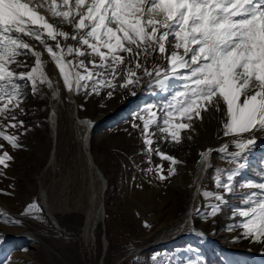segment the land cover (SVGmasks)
Listing matches in <instances>:
<instances>
[{"label":"snow or ice","instance_id":"1","mask_svg":"<svg viewBox=\"0 0 264 264\" xmlns=\"http://www.w3.org/2000/svg\"><path fill=\"white\" fill-rule=\"evenodd\" d=\"M33 42L43 46L69 93L112 99L149 90L155 99L134 113L131 127L143 136L149 165L153 155L170 165L142 169L151 179L166 182L182 164L158 140L184 144L198 126L217 120L221 139L232 140L200 152V163L213 167L215 151L234 167L214 169L217 191L202 193L214 202L195 212L215 218L239 200L230 219L242 220L228 231L242 229L237 242L264 246V160L256 179H237L251 170L252 148L264 137V0H0V177L15 160L7 148L23 149L21 138L31 131L21 119L29 114L28 97L47 98L41 86L56 94ZM26 211L43 209L33 203Z\"/></svg>","mask_w":264,"mask_h":264},{"label":"rangeland","instance_id":"2","mask_svg":"<svg viewBox=\"0 0 264 264\" xmlns=\"http://www.w3.org/2000/svg\"><path fill=\"white\" fill-rule=\"evenodd\" d=\"M65 30L68 29L65 27ZM43 51L51 75L59 77V70ZM60 79L61 85L56 86L61 90L56 138L52 136L50 125V102L37 96L31 106L26 105L29 114L21 117L31 129L21 138L24 148L19 151L7 148L15 160L5 170L6 177H0V232L34 235L55 248L59 256L33 239L20 241L4 237L0 240V264H188L197 258L202 264H264V246L247 239L237 242L236 236L242 229L228 231L235 221L242 220L240 217L230 219L231 207H239V200H231L215 218L205 219L203 214L195 212L189 227L183 229L184 234L179 237L181 222L194 204L196 194V207L214 202L202 195L204 191H217L214 169L234 167L221 160L214 151L213 167L208 168L203 180L200 179L203 164L199 153L208 148L218 149L232 140V137L221 139L217 120L198 126V135L184 144L157 141L162 151L182 161L177 166L178 175L160 182L151 179L152 174H145L142 169L160 164L167 169L169 162L153 155V164L149 165L144 155L143 136L131 127L134 113L147 101L155 99L149 90L141 87L136 89L135 96L118 94L112 99H105L103 94H74V102ZM102 104L106 106L102 107ZM109 116L113 118L109 124L92 134L88 151L108 182L102 200L91 206L93 191L100 192V178L95 168L92 174L89 172L84 146L86 130L78 124V119L94 126L98 119L100 123ZM120 119L123 122L120 123ZM229 150H233L231 143ZM52 153L56 159L50 167L47 162ZM249 159L251 170L238 180L256 179L255 171L261 168L264 160V137L258 135ZM41 189L46 193L48 212L58 220L62 230L75 237L56 230L44 215ZM33 203L39 204L43 211L28 214L27 206ZM101 206L105 208L103 223L99 222ZM91 208L95 225L93 235L85 242L80 232ZM37 216L41 218L37 219ZM9 217L20 220L21 224L4 223ZM201 233L205 234L203 238ZM103 236L108 243L106 251ZM173 238L175 240L171 241ZM166 243L170 244L163 246ZM145 249L148 250L143 251Z\"/></svg>","mask_w":264,"mask_h":264},{"label":"bare ground","instance_id":"3","mask_svg":"<svg viewBox=\"0 0 264 264\" xmlns=\"http://www.w3.org/2000/svg\"><path fill=\"white\" fill-rule=\"evenodd\" d=\"M36 46H37V50H39V51H42L43 53H44V51H43V49H42V46L41 45H39V42H33ZM42 59L44 60V62H45V72H46V74H47V76L49 77V79H51V81L53 82V87H54V89H55V91H56V94H55V97H53V95H52V91L51 90H49V89H47V87L46 86H41L42 87V89H43V91H45L46 93H48V96H47V100H48V102H50V125H51V130H52V136L54 137V139L56 138V134H57V121H58V113H57V107H58V102H59V97H60V94H61V90L58 88H56V86H58V85H61V77L59 76L58 77V75L56 76H52L51 75V73H50V71H49V68H48V64H47V59H46V56H45V53H44V55H43V57H42ZM53 72V71H52ZM53 77V78H52ZM68 96H69V98H71L74 102H75V97H74V94L73 93H69L68 94ZM37 96H29L28 97V99H27V101L25 102V105H32V103H33V100H34V98H36ZM53 113H55V115H53ZM76 114H77V116H78V113L76 112ZM77 119H78V117H77ZM83 122H85V120H82V119H78V124L81 126V127H84L85 128V130H86V132H85V137H84V146H85V150H86V154H87V162H88V168H89V172L92 174V170H94V168L96 169V171H97V173H98V176H99V178H100V192H99V194L97 193V192H95V191H93V193H92V196H91V199H90V202H91V206H93L94 205V203L95 202H97V201H100V200H102V193H104L105 192V189H107V187H108V182H107V180H106V178L102 175V173L100 172V170L98 169V166H97V164L94 162V160H92V162H91V160L89 159L90 157L89 156H91V158H92V155L90 154V153H88V151H89V149H90V142H91V140H92V136L93 135H91L90 134V128H92L93 126L92 125H90L89 123H83ZM104 122V120L102 119V122H100V123H98V124H102ZM97 124V125H98ZM215 155H219L220 156V154L219 153H214ZM55 156H54V154L52 153L51 155H50V157H49V160H48V162H47V166H50V167H53L54 166V163H55ZM93 159V158H92ZM214 159H215V156L214 155H211V157H210V162H211V164L214 162ZM208 168L209 167H206L204 164H203V166H202V170H201V178L200 179H202L203 180V175H205L206 173H207V170H208ZM183 180V179H182ZM178 182H180V181H178ZM94 190V189H93ZM200 191V185H199V187H198V190H197V192H199ZM197 196H196V199H195V202H196V205H197V200H198V193L196 194ZM41 196H42V200H43V205L46 207V209H47V200H46V193L41 189ZM195 202H194V204H192V206H191V208L189 209V212L187 213V215H186V217L182 220V222H181V225H180V230L178 231L180 234H179V237L180 236H182L183 234H184V231H183V229H186V228H188L189 227V223H190V221H191V219L193 218V215H194V213H195V208H196V206H195ZM48 211V210H47ZM105 208L103 207V206H101V208H100V212H99V222L100 223H103V221H104V218H105ZM50 214V213H49ZM50 216H51V219H52V221H53V223L55 224V225H57L59 228H60V224H59V222H58V220L55 218V217H53V215L52 214H50ZM98 222V223H99ZM95 225V224H94ZM94 225H93V209L91 208V209H89L88 210V212L86 213V218H85V222H84V225H83V227L81 228V234H80V236H82V238L85 240V242H88V240H89V238H90V236H92L93 235V230H94ZM61 229V228H60ZM96 229V228H95ZM62 230V229H61ZM80 231V230H79ZM78 231V232H79ZM62 232H66V231H64V230H62ZM67 234L66 235H68V236H73V237H75V235L74 234H71V233H68V232H66ZM100 233H103V232H100ZM96 234V233H95ZM99 234V233H98ZM8 235V234H7ZM13 236H15V238H19L18 240H25V239H29V238H25V237H22V236H24V235H20V236H17V235H13ZM1 237V236H0ZM79 237V236H78ZM100 237V236H99ZM2 238H4V237H2ZM95 238V237H94ZM177 238V237H176ZM171 239V238H170ZM175 240V238H173L171 241H174ZM171 241H169V242H171ZM83 242V241H82ZM84 242V243H85ZM102 242H103V247L105 248V251H106V249H107V247H108V243H107V240H106V238L103 236V239H102ZM38 243V242H37ZM40 245H43L44 247H46L51 253H53L54 255H58L59 256V253L55 250V248H53L51 245H49L48 243H44L43 241H42V243H39ZM92 244V243H91ZM85 245H86V243H85ZM62 258V257H61ZM59 259V258H58ZM61 262L63 261V260H60ZM63 263V262H62Z\"/></svg>","mask_w":264,"mask_h":264},{"label":"water","instance_id":"4","mask_svg":"<svg viewBox=\"0 0 264 264\" xmlns=\"http://www.w3.org/2000/svg\"><path fill=\"white\" fill-rule=\"evenodd\" d=\"M133 105V104H132ZM132 105H130V107L132 106ZM76 108H77V113H78V106H76ZM110 119H113L112 118V116H109V117H107L106 118V120L102 123V124H95L92 128H90V134L92 135V134H94V133H96L97 131H99V130H101V129H103L107 124H109L108 123V121L110 120ZM120 121H122V119H120L119 120V122ZM90 158V160H91V162H92V158H91V156H89ZM194 200H195V198H194ZM42 207H43V209H44V215L46 216V217H48V219L50 220V223L52 224V226L56 229V230H58V231H60L61 233H63L64 235H66L67 233L66 232H62V230L57 226V225H55L54 223H53V221H52V219H51V216H50V214H49V212L47 211V209H46V207L42 204ZM197 223V222H196ZM191 233V232H190ZM180 234V233H179ZM0 236L1 237H11V238H13V239H15V240H18L19 238H15V236H13V235H7V233H4V232H0ZM22 237H25V238H29V239H33L34 241H36V242H38V243H42V241L38 238V237H36V236H34V235H24V236H22ZM181 237V236H180ZM170 243H166L165 245H163V246H167V245H169ZM156 246H154V247H150V248H148V249H152V248H155ZM148 249H145V250H143V251H146V250H148ZM103 255H105V253H103ZM58 256V255H57ZM264 259V258H263Z\"/></svg>","mask_w":264,"mask_h":264},{"label":"crops","instance_id":"5","mask_svg":"<svg viewBox=\"0 0 264 264\" xmlns=\"http://www.w3.org/2000/svg\"><path fill=\"white\" fill-rule=\"evenodd\" d=\"M99 121H100V120L98 119V120L95 122V124H96V123H98ZM121 122H123V120H122V121H120V123H121ZM207 171H208V170H207Z\"/></svg>","mask_w":264,"mask_h":264}]
</instances>
